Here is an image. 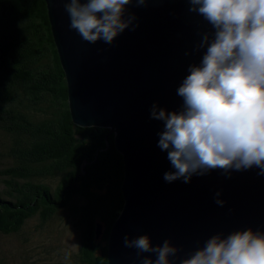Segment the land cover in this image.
Here are the masks:
<instances>
[{
  "label": "water",
  "instance_id": "1",
  "mask_svg": "<svg viewBox=\"0 0 264 264\" xmlns=\"http://www.w3.org/2000/svg\"><path fill=\"white\" fill-rule=\"evenodd\" d=\"M45 2L73 122L108 128L122 155L124 202L110 229L108 264L155 260L154 253L138 256L135 248L125 247V234L129 239L146 234L152 245L170 240L178 252L169 259L179 264L213 235L248 228L264 233V175L258 168L230 175L213 169L193 174L188 183L164 179L175 169L167 150L158 146L164 122L151 118V108L156 103L158 110H181L177 90L189 65L200 64L206 48L198 45L205 32L211 39V25L188 11L187 0H148L140 7L133 2L125 6V17L135 15V29H125L112 44H93L69 27L67 0ZM100 231L99 225L97 236Z\"/></svg>",
  "mask_w": 264,
  "mask_h": 264
},
{
  "label": "trees",
  "instance_id": "2",
  "mask_svg": "<svg viewBox=\"0 0 264 264\" xmlns=\"http://www.w3.org/2000/svg\"><path fill=\"white\" fill-rule=\"evenodd\" d=\"M123 174L109 129L72 120L45 0H0V235L73 219L79 252L57 264H108Z\"/></svg>",
  "mask_w": 264,
  "mask_h": 264
},
{
  "label": "clouds",
  "instance_id": "3",
  "mask_svg": "<svg viewBox=\"0 0 264 264\" xmlns=\"http://www.w3.org/2000/svg\"><path fill=\"white\" fill-rule=\"evenodd\" d=\"M140 7L148 0H67L65 9L71 29L82 40L112 44L133 24L125 6ZM191 13L202 16L213 29L205 32L198 48H206L199 65H189V74L177 90L183 98L180 111H167L154 103L151 118L164 122L158 146L167 150L175 171L164 174L167 182L193 174L221 169L253 167L264 175V0H187ZM217 192L216 196L219 197ZM219 205L223 201L217 199ZM124 246L144 257L141 264H172L178 248L166 239L152 245L148 235L129 239ZM67 255H70L68 253ZM179 264H264V233L234 231L213 235L205 245L181 259Z\"/></svg>",
  "mask_w": 264,
  "mask_h": 264
},
{
  "label": "rangeland",
  "instance_id": "4",
  "mask_svg": "<svg viewBox=\"0 0 264 264\" xmlns=\"http://www.w3.org/2000/svg\"><path fill=\"white\" fill-rule=\"evenodd\" d=\"M69 220L64 225L55 220L41 228L35 217L23 226V233L1 234L0 264H57L76 257L80 248V231L74 220Z\"/></svg>",
  "mask_w": 264,
  "mask_h": 264
},
{
  "label": "bare ground",
  "instance_id": "5",
  "mask_svg": "<svg viewBox=\"0 0 264 264\" xmlns=\"http://www.w3.org/2000/svg\"><path fill=\"white\" fill-rule=\"evenodd\" d=\"M47 252V251H46Z\"/></svg>",
  "mask_w": 264,
  "mask_h": 264
}]
</instances>
